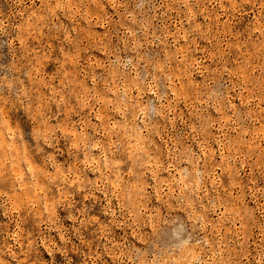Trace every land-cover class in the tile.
Returning a JSON list of instances; mask_svg holds the SVG:
<instances>
[{
    "label": "rangeland",
    "instance_id": "rangeland-1",
    "mask_svg": "<svg viewBox=\"0 0 264 264\" xmlns=\"http://www.w3.org/2000/svg\"><path fill=\"white\" fill-rule=\"evenodd\" d=\"M0 264H264V0H0Z\"/></svg>",
    "mask_w": 264,
    "mask_h": 264
}]
</instances>
